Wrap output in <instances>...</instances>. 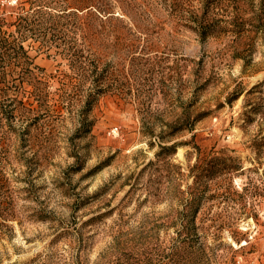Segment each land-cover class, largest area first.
Segmentation results:
<instances>
[{"label": "rangeland", "instance_id": "374dc122", "mask_svg": "<svg viewBox=\"0 0 264 264\" xmlns=\"http://www.w3.org/2000/svg\"><path fill=\"white\" fill-rule=\"evenodd\" d=\"M35 10L49 107L0 128V264H264V0H0Z\"/></svg>", "mask_w": 264, "mask_h": 264}, {"label": "trees", "instance_id": "16d2710c", "mask_svg": "<svg viewBox=\"0 0 264 264\" xmlns=\"http://www.w3.org/2000/svg\"><path fill=\"white\" fill-rule=\"evenodd\" d=\"M49 18H54V16L42 10L18 12L13 21H9L6 17L0 18V128L14 129L16 122H35L40 118L42 111L49 107L45 100L48 85L42 78L36 76L35 73L41 69L34 64L25 46L29 39L38 41L36 35L39 28ZM205 117L201 115L194 122L173 127V132L169 137L184 131H194L196 123ZM159 147L160 152L157 154V159L161 160L165 155L175 154L179 145L175 144L170 147L159 145ZM222 160L227 159L215 157L202 160L199 155V164L203 162L201 166L196 165L200 172L199 178L213 174L217 169L215 163ZM155 164L150 162L147 167ZM2 215L0 211V217H3Z\"/></svg>", "mask_w": 264, "mask_h": 264}]
</instances>
